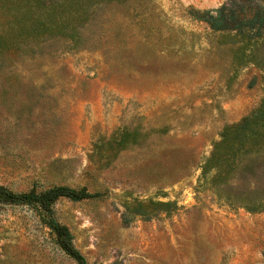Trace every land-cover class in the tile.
<instances>
[{
	"label": "rangeland",
	"instance_id": "1",
	"mask_svg": "<svg viewBox=\"0 0 264 264\" xmlns=\"http://www.w3.org/2000/svg\"><path fill=\"white\" fill-rule=\"evenodd\" d=\"M226 1L94 0L74 40L0 36V183L100 193L51 206L86 264H264V205L226 199L264 192V151L233 191L200 176L222 128L264 104V33L194 18ZM0 264L75 262L34 210L0 205Z\"/></svg>",
	"mask_w": 264,
	"mask_h": 264
},
{
	"label": "trees",
	"instance_id": "2",
	"mask_svg": "<svg viewBox=\"0 0 264 264\" xmlns=\"http://www.w3.org/2000/svg\"><path fill=\"white\" fill-rule=\"evenodd\" d=\"M93 1L0 0V36L5 49L22 50V46L28 42L52 36H64L68 40L78 38V28L88 20ZM193 15L213 31H234L247 38L264 33V6L258 0H227L213 9L194 11ZM260 128H264L263 102L252 115L244 116L240 121L222 128L218 140L212 143L209 156L200 164V176L211 183L225 184L231 191L237 188L234 179L241 174L239 172L244 153L250 151L257 156L261 150L264 151L256 146L262 136ZM132 135L134 133L121 131L114 141L115 147L123 149L127 141L134 140ZM255 163L254 158L252 164ZM99 195L98 192H89L84 186L74 188L52 184L37 189L32 185L25 191L16 192L0 183V205L27 206L34 210L42 224L52 233L56 246L75 264H86V261L73 245L67 226L53 217L51 206L59 198L79 201ZM226 197L230 201H238L248 210L264 205V192L256 196L251 191L241 192L238 187L236 198L230 194Z\"/></svg>",
	"mask_w": 264,
	"mask_h": 264
}]
</instances>
